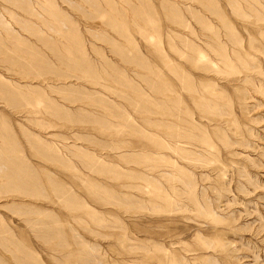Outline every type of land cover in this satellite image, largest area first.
<instances>
[{
	"label": "rangeland",
	"instance_id": "1",
	"mask_svg": "<svg viewBox=\"0 0 264 264\" xmlns=\"http://www.w3.org/2000/svg\"><path fill=\"white\" fill-rule=\"evenodd\" d=\"M0 264H264V0H0Z\"/></svg>",
	"mask_w": 264,
	"mask_h": 264
}]
</instances>
